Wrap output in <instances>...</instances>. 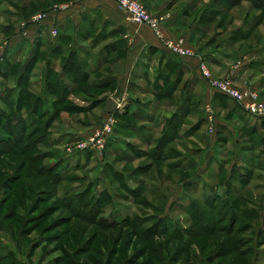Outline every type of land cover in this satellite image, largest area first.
<instances>
[{
    "label": "rangeland",
    "instance_id": "374dc122",
    "mask_svg": "<svg viewBox=\"0 0 264 264\" xmlns=\"http://www.w3.org/2000/svg\"><path fill=\"white\" fill-rule=\"evenodd\" d=\"M76 1L0 2V26H4L3 32L0 30V64L3 62L10 67L6 55L14 31H23L46 8H67ZM139 1L151 14L167 5V20L163 24L165 38L197 51L199 56L198 51L204 47L225 50L228 59L224 70L204 62L213 81L231 86L247 99L264 105V69L244 71L245 74L238 77L239 82L233 78L241 68L264 56V7L258 0H241L239 6L230 5L224 12H220L221 3L229 5L228 0ZM107 2L104 3L110 7ZM190 2L196 3L195 11L191 16L180 18L179 13L189 7ZM10 12H15L18 18L9 20ZM173 13L179 21L174 29L168 26ZM9 25L13 26V31L5 29ZM166 29L170 38L165 34ZM52 39L56 37L52 36ZM47 44L49 46L48 40ZM53 50L37 51L40 52L39 61L33 70L25 72L22 87L18 86L20 77L17 76L21 67H10L12 75L6 79L0 76V110H8V103L2 98L4 93L8 97L14 86L19 90L26 89L28 103L23 110L31 105L38 106L36 112H19V118L15 117V112H0L12 119L15 117L13 125L17 124L13 126L17 127L14 141L5 137V142L0 143V259L5 258L0 262L264 264V145L259 142L264 138V130H246L247 126L244 128L221 100L208 98L204 101L203 111L190 113L178 124L176 132L171 131L170 137H175L173 141L162 142L170 121L174 123L179 119L174 111L183 94L180 84H175V78L167 81L161 97L140 96L130 87V82H139L136 74L124 72L129 54L122 49L110 55L99 72L78 76L74 89L66 90L62 88L58 74L70 54ZM23 64L20 62L19 65ZM50 70L52 76H48L47 83H50L51 94L45 88ZM112 77L114 82L111 84L94 88V81ZM70 78L73 81V77ZM43 93L51 106L50 112H44L46 106L39 109L35 101V97ZM127 94L142 98L144 103L149 101L153 114L157 115L156 124L160 125L148 127L136 118L111 117L101 111L108 99L124 98ZM200 117L203 126L187 135ZM23 118L28 120L30 129L26 133H22L20 125ZM209 118L214 121L213 129H210ZM112 119L119 124H137L150 136L146 144L136 137V130L135 134H130L117 126L119 131L127 132L129 137L126 139L134 145L129 148L131 159L123 158L121 151L112 150L107 151L104 158L95 155L88 161L85 155L68 151L92 129ZM255 119H260L261 124L264 122V118ZM223 122L230 126L226 128ZM36 123L38 129L24 148L29 142L24 134L31 132ZM3 124L0 120V130L6 134L5 127L12 126L7 123L2 129ZM221 136L226 143L218 142ZM158 143H162L160 151ZM61 159L63 167H60ZM47 169L53 172L47 175ZM243 177H248L249 182L240 184ZM92 183L96 184L92 191L94 196L103 190L112 194L111 202L100 213L91 212V205L96 200L92 202L89 194ZM189 183L192 185L188 186ZM129 186L134 189V194L128 192ZM227 190H230L237 210L232 217V212L227 213L220 205L209 203L210 206L203 208L209 227L203 228L199 215L187 213L193 200L202 204L204 199L211 200ZM101 217L113 224L103 227L99 222ZM171 222L179 226L175 239L174 231L169 227Z\"/></svg>",
    "mask_w": 264,
    "mask_h": 264
},
{
    "label": "crops",
    "instance_id": "0c3cea01",
    "mask_svg": "<svg viewBox=\"0 0 264 264\" xmlns=\"http://www.w3.org/2000/svg\"><path fill=\"white\" fill-rule=\"evenodd\" d=\"M104 2H107L110 7L106 6ZM171 3H174V0ZM190 3L189 7L179 13L180 18L184 15H190L195 11L194 8H196V3ZM73 4L75 5L70 4L66 9L53 10V8L51 9V7H49L46 11L47 17L44 21L37 24H30L21 32L19 30V32L17 30L13 32L14 37L11 38L10 41L11 45L6 55V63L9 62L10 67L14 69L21 67L19 74H17L18 77H22L25 70L30 68L34 61L35 64L33 66L35 67L37 65L39 61L38 54L40 53L37 51L39 49H47L48 51L49 48H53L60 54H62V52H68L70 57L73 56L81 64L82 75L89 74L91 76L101 70L104 63L110 58V55L118 53L124 49L125 51H128L129 54L127 59L128 63L127 66H125L124 72L128 71L127 74L129 75L133 73L136 74L135 76H137L139 82H130V87L140 96L144 95V98L149 97L150 99L154 96L161 97V94L164 92H162V88L167 81H172V77L175 78L174 82L176 85L180 84L183 95L174 112L175 115L179 116L181 122L185 117L187 118L190 113H196L204 109L203 107L206 100L211 98L212 101L213 99H217L218 101L221 100L227 107L226 110L232 111L235 116H237V119L240 120L239 122L244 128L247 126V128H245L246 130L250 129L253 132H256L258 129L259 131L264 130V122L261 124L260 119H255L256 117L253 116L250 117V114L240 104L235 103L228 98L225 99V96L223 97V95L221 96L212 92L208 83L200 75V61L208 63L211 67L217 69L222 68V70H224L228 59L225 50H208L204 47L203 49L201 48L202 51H198L201 53L200 58L183 59L170 56L165 53L163 45L155 38L152 31L147 26H138L131 23L128 20L127 14L119 9L114 0H77ZM166 6L167 5H165V8L161 7V9H165V11H155V14L165 15L167 12ZM13 17L18 18V15L15 12H10L9 20H13ZM177 17L178 16H175L174 18V13L171 14L168 19V26L174 29V27L179 24ZM55 27L57 28L60 38L62 37L58 42L56 41V43L52 42L55 39H52L51 34V30ZM3 29L4 26H0L2 32ZM13 30L14 29H12V31ZM165 34L166 36L169 35L167 29ZM103 43L106 44L103 45ZM51 52L52 51H50L47 56L49 62L52 55L50 54ZM24 54L27 56H25V60L22 61V56ZM10 58L16 59L11 61ZM260 58L261 59L258 61L254 60L253 63H256V65L252 63L250 65L247 64L245 68H241L238 74L233 77L234 80L239 82L238 77L241 75L243 76L245 74L244 71L246 70H263L264 56H261ZM20 62L25 64H23V66L19 65ZM63 69L58 74L60 82L69 86V90H73L75 87L74 78L72 81L70 76L65 74ZM48 73L49 72H47V74ZM47 79L48 76L46 75L45 88L48 85ZM111 82H114V77L104 78L97 82L94 81V85L99 87L101 85L111 84ZM17 88L18 86L11 88L14 100L17 99ZM40 97L43 100H46L45 93L41 94ZM121 98L122 97L110 99L117 103L118 107L115 110L117 113L120 112V115H126L130 119L136 118L141 125L145 124L148 125V127L151 124L154 125L150 127H158L160 125L156 124L157 115L155 116L153 114V106L149 101L144 103L143 100L141 101L142 98H136L129 94H127L126 97ZM221 98L225 100L223 101ZM108 101L109 99L102 106V112ZM238 112L242 115L240 116V113ZM223 123L227 128L229 124L227 122ZM198 125L199 123L197 122V124H195L193 128H190L189 132L186 134H192L195 127ZM125 128L130 134H135V131H132L133 129L127 127V125H125ZM143 129V127L141 128V126L138 125V129L136 130L138 135L136 137L139 141L141 140L146 143L149 134L143 132ZM123 131L116 136V139L118 138V141L121 142L119 147H123L122 151L130 148L127 146V143H132L129 141L130 139H126V137H129L127 132Z\"/></svg>",
    "mask_w": 264,
    "mask_h": 264
},
{
    "label": "trees",
    "instance_id": "16d2710c",
    "mask_svg": "<svg viewBox=\"0 0 264 264\" xmlns=\"http://www.w3.org/2000/svg\"><path fill=\"white\" fill-rule=\"evenodd\" d=\"M259 1V4L260 5H262L263 7H264V0H258ZM0 2H3V0H0ZM228 2H229V5L228 4H226V3H221V11L220 12H224V11H227L228 9H229V7H230V5H232V6H234V7H236V6H239L240 4H241V0H228ZM258 3V2H257ZM48 8H46L45 10H44V12L47 10ZM218 10V9H217ZM263 10V12H264V8L262 9ZM13 26H7L5 29H7V30H10V31H12V29H14V28H12ZM62 38V37H61ZM60 38V35L58 34V36L56 37V39H57V42L61 39ZM55 39V40H56ZM165 53H167L168 55H170V56H174V55H171V54H169L166 50H165ZM175 57H177V56H175ZM37 59V58H36ZM35 64V61L33 62V64H32V66L30 67V68H27L26 70H25V72L27 71V70H33V65ZM7 64H4L3 62H1V64H0V76H2L3 78H7V77H9V76H11L12 74H11V72L9 71V66H6ZM4 70H5V72H4ZM64 72H65V74H67V75H69L70 77H73L74 78V81L77 79L78 80V76H82V66H81V64L79 63V61L77 60V59H75L73 56H71L69 59H68V61H67V63L64 65ZM25 72H24V74H25ZM49 73L47 74V76H52V70H51V72L50 71H48ZM87 75H89V74H86V76ZM23 77H24V75L22 76V77H20V79L18 80L19 81V87H22V85H21V83H22V81H23ZM85 79V78H84ZM60 84L62 85V88H64V89H66V90H68L69 89V86H67V85H64L63 83H61L60 82ZM23 85H28V84H23ZM25 86V87H26ZM29 86V85H28ZM18 87V88H19ZM17 88V91H18V94H17V99L16 100H14L13 99V95H12V92H11V90H10V95L7 97L6 96V93H4V96H3V98H2V101L4 102V103H8L7 104V108H8V110L7 111H4V110H0V112H15V117L16 118H19L20 116H19V112H36V109H38V106L37 105H35V108H34V106H30L29 108L27 107L26 109H22V108H24L25 107V105L28 103V101L25 99V95H26V89L25 88H23V89H21V90H19ZM48 88V89H47ZM94 88H96V89H98V87L97 86H95ZM46 92H49L50 94H51V88H50V83H48V85L46 86ZM25 91V92H24ZM53 93H55V90H54V92ZM219 95H221V94H219ZM222 96V95H221ZM224 97V96H223ZM225 99H227L226 97H224ZM37 100V102H38V104H39V109L42 107V106H46L47 108V111H44V112H50V111H52L51 110V106H50V104L48 103V102H46L45 100H43L41 97H40V94L39 95H37L36 97H35V101ZM43 102H46L47 104H44ZM106 103V101L104 102V104ZM32 107V108H31ZM114 116L116 115L117 117H119V116H121L120 114H118L116 111H114L113 113H112ZM125 116V115H124ZM250 117H252L251 115H249ZM14 117V118H15ZM12 119V116H8V115H4V114H0V120L1 121H3L5 124H7V123H10L11 124V126L12 127H5V129H4V126H5V124H3L2 125V129H4L6 132H8V133H4L2 130H0V143L1 142H5V137H9V139H11V142H13L14 141V139H13V137L17 134V127H13V126H15V125H17V124H15V125H13V122H14V120L15 119ZM20 121H21V126H22V133H26L27 131H29L30 129H28V120H26L25 118H23V119H20ZM30 123H33V120H30ZM34 123H35V121H34ZM198 123H199V125L197 126V127H195V130L196 129H198V128H200V126H202L203 125V121H202V118L200 117L199 118V120H198ZM174 124V125H173ZM178 124H181V119L179 118V119H176V121L173 123H171V121H170V123H169V125L166 127V130H165V135H164V137H163V140H162V142H164L166 139H169L168 141H173L174 139H175V137L174 136H172V137H170V134H171V131L174 129V131L173 132H176V130H177V128H178ZM125 125H127V127H130L131 129H133V131H135V130H137L138 129V125L137 124H131V123H117L116 124V127L114 128V132H113V134H112V136H110L109 137V139H108V142H107V145H106V149H105V151H104V153H103V155L101 156V157H103L104 158V156H107L106 154H107V151H121V154L124 156L123 158H128V159H131V154H129L130 153V149H129V151L126 149V150H124V151H122V149H123V147H119V145L121 144V142H119L118 141V138L116 139V136H117V134H120V132H122L123 130L121 129V131H119L118 129H119V126L121 127L122 126V128L123 129H126L125 128ZM117 126H118V129H117ZM142 128V127H141ZM38 129V125H37V123L35 124V128H33V130H31V132H29V133H27V135L26 134H24V137H25V140H28L29 142L24 146V148L27 146V145H29V143H30V141H31V139L33 138V135L35 134V131ZM95 129V128H94ZM94 129H92V130H94ZM91 130V131H92ZM90 131V132H91ZM117 131H118V133H117ZM89 132V133H90ZM194 133V132H193ZM116 134V135H115ZM88 135V134H87ZM86 135V136H87ZM118 136H120V135H118ZM23 137V138H24ZM150 137V136H149ZM149 137L147 136V138L149 139ZM21 139L22 138H19V141H21ZM82 140V139H81ZM226 139L225 138H223L222 139V136L221 137H219V139H218V142H221V143H226ZM262 145H264V138H261L260 139V141H259ZM20 143V142H19ZM150 143V142H149ZM160 145H162V143L160 144V143H158V147H159V151H160V149H161V146ZM127 146L128 147H130V148H132L134 145L133 144H129V143H127ZM132 150V149H131ZM219 151H221V150H219ZM137 152H139V150H137ZM164 152L162 151L161 153H160V156L163 154ZM78 154H80V155H85V157H86V160H91V157L93 158L96 154L94 153V151H90V150H86V151H82V152H78ZM125 154V155H124ZM97 156V155H96ZM53 157V156H52ZM98 157V156H97ZM100 158V157H99ZM60 167H63L64 166V164H63V160L61 159L60 161ZM58 162V163H59ZM222 164H223V162H222ZM222 168H223V165L221 166V170H222ZM233 170H234V168H233ZM232 170V171H233ZM51 171H52V169H47V171H46V174L48 175L49 173H51ZM53 172V171H52ZM116 174V173H115ZM138 180V179H137ZM249 182V180H248V177H243L242 179H240L239 180V183L241 184V183H248ZM125 186H126V184H124ZM192 184H188V186H191ZM96 187V184L95 183H92L91 185H90V189H89V194H90V198H91V200H92V202L94 201V199H96L95 200V202H94V204H92L91 205V212H93L94 210H95V212L94 213H100V212H102L103 211V209H104V207H106L110 202H111V198H112V194H110L107 190H103V191H101V193H98L96 196H94L92 193V191H93V189ZM229 187V185L227 184V188ZM87 189V190H88ZM134 189L133 188H131L130 186L128 187V192H130V193H132V194H134L135 193V191H133ZM229 191L230 190H227V191H224L222 194H217L214 198H212L211 200H208V198H206V199H204L203 200V202H202V204H197V202L195 201V200H193L192 202H191V205L190 206H188V208H187V213L190 215L191 214V216H193V215H199L200 216V219H201V222H202V224H201V226H203V228L204 227H206V228H208L209 227V224H208V222L205 220V217H204V213H205V211L203 210V208L204 207H207V205H209V203H210V205H220L221 206V208H222V210H226V212L228 213V212H232L231 213V217L233 216V212H235V211H237L236 210V207H235V205H234V202L231 200V197H230V193H229ZM209 205V206H210ZM161 220H162V218H161ZM107 221H109L106 217H101L100 218V223L103 225V227H109V225H112L113 223H111V222H107ZM177 222V221H176ZM178 223V222H177ZM177 223H173V222H171V225H169V227H170V230H173L174 231V239H175V235L177 234V231H178V229H179V226L177 225ZM109 224V225H108ZM175 225V226H174ZM214 230V229H213ZM262 236H264V235H262ZM2 259V258H1ZM0 259V260H1ZM5 259V258H4ZM4 259H2V260H4ZM1 263V262H0ZM5 263V262H4ZM2 264V263H1Z\"/></svg>",
    "mask_w": 264,
    "mask_h": 264
},
{
    "label": "built area",
    "instance_id": "2783aa9c",
    "mask_svg": "<svg viewBox=\"0 0 264 264\" xmlns=\"http://www.w3.org/2000/svg\"><path fill=\"white\" fill-rule=\"evenodd\" d=\"M119 9L124 11L128 20L138 26H147L155 36L157 40L161 42L164 49L171 55L180 57V58H200L197 51L186 49L180 43L173 41L172 39L165 38L163 24L167 20L166 15L151 14L144 7V5L139 0H114ZM57 9H66L65 7H55L53 10ZM47 17V12L37 15L32 19V24H37L44 21ZM51 34L54 37L58 36L57 29H52ZM201 60V59H200ZM199 72L201 77L208 83L212 90H215V93L221 94L228 98L229 100L240 104L251 116L256 118H264V105L260 104L257 100H249L244 94L240 91L232 88L228 85L217 84L213 81L210 70L203 61H200ZM106 116H113V114H107ZM212 115L209 114V117ZM209 123L211 125L210 129H213L214 121L209 118ZM117 122L112 119L111 122H104L100 127L92 130L86 137L78 141L72 148L68 151L79 152V151H94L97 156H102L108 139L112 136L114 128Z\"/></svg>",
    "mask_w": 264,
    "mask_h": 264
},
{
    "label": "water",
    "instance_id": "95a60500",
    "mask_svg": "<svg viewBox=\"0 0 264 264\" xmlns=\"http://www.w3.org/2000/svg\"><path fill=\"white\" fill-rule=\"evenodd\" d=\"M117 103L114 100H109L104 108L105 114H112L117 109Z\"/></svg>",
    "mask_w": 264,
    "mask_h": 264
}]
</instances>
